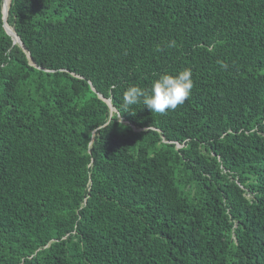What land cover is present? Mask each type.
Listing matches in <instances>:
<instances>
[{
  "label": "trees",
  "instance_id": "obj_1",
  "mask_svg": "<svg viewBox=\"0 0 264 264\" xmlns=\"http://www.w3.org/2000/svg\"><path fill=\"white\" fill-rule=\"evenodd\" d=\"M2 5L0 264H264V0Z\"/></svg>",
  "mask_w": 264,
  "mask_h": 264
},
{
  "label": "clouds",
  "instance_id": "obj_2",
  "mask_svg": "<svg viewBox=\"0 0 264 264\" xmlns=\"http://www.w3.org/2000/svg\"><path fill=\"white\" fill-rule=\"evenodd\" d=\"M167 47H177L176 41H169ZM160 50L158 46L157 51ZM154 75L156 78L152 81L150 88L146 89L134 84L123 92L121 107L124 111L120 112L116 110L118 112V119L122 113L128 112V109L138 104H143L151 113L155 112L163 115L170 110H176L188 100L193 88V73L191 69L185 68L175 75L168 73Z\"/></svg>",
  "mask_w": 264,
  "mask_h": 264
},
{
  "label": "water",
  "instance_id": "obj_3",
  "mask_svg": "<svg viewBox=\"0 0 264 264\" xmlns=\"http://www.w3.org/2000/svg\"><path fill=\"white\" fill-rule=\"evenodd\" d=\"M4 1V0H3ZM8 9V8H7ZM2 13H3V15H2V19H3V28H4V30H5V32L11 37V39L13 40V42L15 43V44H18L22 49H24L23 48V44L21 43V41H20V39L18 38V36L14 33V34H12V33H10V31L8 30V25H7V23H6V16H7V11H6V13L3 11V9H2ZM15 38H17V41L15 40ZM100 98H102L101 96H99ZM108 102V101H107ZM109 103V102H108ZM110 109L112 110V107L110 106Z\"/></svg>",
  "mask_w": 264,
  "mask_h": 264
},
{
  "label": "bare ground",
  "instance_id": "obj_4",
  "mask_svg": "<svg viewBox=\"0 0 264 264\" xmlns=\"http://www.w3.org/2000/svg\"><path fill=\"white\" fill-rule=\"evenodd\" d=\"M8 4H9V0H5V7L3 9V11L6 13L7 8H8ZM8 30L10 31V33L14 34V31L12 30L11 27L8 26ZM15 40L17 41V38H15Z\"/></svg>",
  "mask_w": 264,
  "mask_h": 264
},
{
  "label": "rangeland",
  "instance_id": "obj_5",
  "mask_svg": "<svg viewBox=\"0 0 264 264\" xmlns=\"http://www.w3.org/2000/svg\"><path fill=\"white\" fill-rule=\"evenodd\" d=\"M101 99L104 100V101L107 103V105H108V107H109V109H110V106H111L110 101H109L108 99H103V98H101ZM107 101H108L109 103H108ZM111 107H112V106H111ZM112 109H113V108H112ZM110 110H111V109H110Z\"/></svg>",
  "mask_w": 264,
  "mask_h": 264
}]
</instances>
